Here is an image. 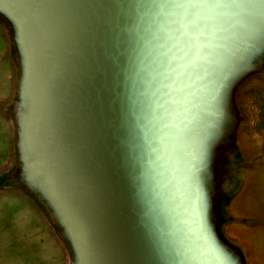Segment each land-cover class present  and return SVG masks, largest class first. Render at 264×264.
Returning a JSON list of instances; mask_svg holds the SVG:
<instances>
[{"label":"rangeland","instance_id":"obj_1","mask_svg":"<svg viewBox=\"0 0 264 264\" xmlns=\"http://www.w3.org/2000/svg\"><path fill=\"white\" fill-rule=\"evenodd\" d=\"M0 264H264V0H0Z\"/></svg>","mask_w":264,"mask_h":264}]
</instances>
